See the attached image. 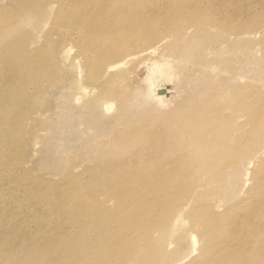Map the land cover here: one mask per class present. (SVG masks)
I'll list each match as a JSON object with an SVG mask.
<instances>
[{"label":"rangeland","instance_id":"374dc122","mask_svg":"<svg viewBox=\"0 0 264 264\" xmlns=\"http://www.w3.org/2000/svg\"><path fill=\"white\" fill-rule=\"evenodd\" d=\"M147 1L154 4L159 2L162 6L158 15H142L136 24H146V28L139 33L153 36V51L137 53L136 48L130 47L128 50L131 51H128L129 54L125 58L112 59L114 67L103 76V73L97 72L94 61L98 60L102 51L106 50V45L112 41H109V36L113 38L116 34L106 33L95 27H84L85 22L92 20L91 9L85 11L83 8L84 3L90 4L89 0H66L57 12L56 2L53 3V8H50L52 3L45 5V2L38 4L36 1L35 4L41 6L39 12L34 4H23V0H0V72L3 75L0 79V139L3 144L1 187L4 195L0 205V260L5 254L15 255L7 249L15 245L19 247L21 242L26 240L23 236L25 231L27 233L31 230L37 234L43 230L45 225H42L40 219L47 221V211L41 204L35 205L40 201L42 193L63 188L73 179L85 178H90L87 192L98 191L100 184L103 183L101 187H107L110 183H116V176L123 175L115 169L124 164H128L130 168L127 167L131 169L133 163L139 162L140 172L128 173L130 179L127 178L136 181L137 185L139 183L143 189L152 187L151 190L156 188L159 191L155 186L158 185L156 179L147 178L155 174L154 169L162 167L164 160L174 159V156L173 164L170 160L167 161L168 167L167 163L163 165L169 174H160L161 181L157 180L162 186L173 185L168 191V194H171L163 198L162 204L165 201L172 207L179 201V196L184 194L187 198L186 193L192 190L189 193L192 195L189 196L193 205H196L192 212H199L208 203L206 207L213 213H224L231 208L232 213L230 210L227 213L232 215L241 213L250 205L246 208L250 212H242L241 220L250 216L246 220L249 221L259 213L255 218L264 221V31L255 27L258 24L257 12L264 9V0ZM182 8L186 14H177ZM67 11L69 14L64 16ZM191 11L198 12V15L194 14L196 19L190 20L186 17ZM209 15L222 17V25H213L212 21H208ZM159 16H164V19L154 20L160 19ZM170 20L174 29L162 30ZM232 25L238 28L242 26L241 29L245 25L253 27L248 30L252 35L231 34V31H235ZM158 29L162 31L158 32L157 36L150 33ZM19 44L22 50H31L27 60L20 56ZM62 46L70 48L67 53L62 54ZM154 61L161 65L166 63V66L158 67L162 73L152 74ZM150 81L152 88L155 86L163 91L164 97L162 96L159 103L146 91ZM73 85L78 86L80 90L77 89L74 93V100H69L68 90ZM83 88L86 90L83 91ZM247 92L254 94L248 95ZM259 107L263 113H259L258 118H261L254 122L252 113L259 110ZM201 114L202 118L199 116ZM191 118L201 119L197 120L200 124L197 122L196 127L193 126L189 131L188 124L193 121ZM253 123L259 126L261 123V129ZM198 126L200 132L194 130L198 129ZM249 131L253 135H249ZM258 131L261 132L260 135H257ZM255 134L260 138L257 139ZM134 137L142 141H135ZM238 139L242 140L237 142ZM159 142L164 144H159L164 150L157 144ZM243 142L247 149L243 148ZM188 143L192 144L188 146ZM156 145L161 151H158L157 147L154 148ZM232 151L239 156H235L233 152V158ZM157 152L161 153L159 157H156ZM180 152H184L189 158ZM176 153L180 159L183 156L182 160H176ZM227 154L230 156L227 157ZM185 158L188 159L187 162ZM227 158L237 159L234 160L236 165ZM201 161H205L206 166ZM227 161L231 167L227 168ZM249 161L252 163L247 166ZM200 163L203 165L200 166ZM223 163L226 169L222 168ZM195 164L198 165L197 169ZM215 165H218L217 168ZM90 169L94 170L88 178ZM257 169L263 174V180L259 182L254 180L255 174L253 175ZM178 170H181V173ZM150 171L152 174L148 175ZM173 174L175 176L168 182ZM10 176L11 183L8 184ZM136 176L138 180L135 179ZM143 177L146 182L140 180ZM180 178L185 183L182 184ZM177 180L180 181L179 184ZM174 183L177 187L183 185L178 188L180 192H177ZM259 183L262 184L259 186ZM153 184L155 185L150 187ZM195 184L199 190L195 188ZM175 188L177 190L172 195ZM258 202L261 208L258 207ZM6 205L10 206V211L3 208ZM113 205H119L116 198ZM27 207L30 210H27ZM162 207L150 210L148 221L150 225L156 223L151 227L152 235L146 237L144 243L141 239L133 241L140 247L131 256L129 264H186L191 260L192 256L188 255V237L192 233L197 239H201V220L197 217L193 219L190 214L185 213V220L178 231L169 236L171 232L158 227V220L162 221V216L166 215L168 208ZM237 207H240L241 211H235ZM255 208H260V211ZM157 209L160 211H156ZM28 211H33L34 214ZM252 213V216L249 215ZM155 217H159L158 220ZM263 228V224L255 228L259 229L256 230L258 232L262 230V237ZM262 237L260 238L263 241ZM249 238L250 236L245 240L248 243L253 240ZM257 240L260 241L259 238ZM203 242L198 241L194 249H200L205 243ZM262 257L264 258L261 255L250 259L248 263L264 264ZM248 263L246 261V264Z\"/></svg>","mask_w":264,"mask_h":264},{"label":"bare ground","instance_id":"6f19581e","mask_svg":"<svg viewBox=\"0 0 264 264\" xmlns=\"http://www.w3.org/2000/svg\"><path fill=\"white\" fill-rule=\"evenodd\" d=\"M17 1H21V0H17ZM23 1H25L23 4H25L26 2L28 4H31V3L34 4L36 6L37 11H39V12L41 11V6L35 4L36 1L38 4L45 2V5L52 3L50 8H53V5H54L53 3L56 2L55 5L57 6V9H56V12H57L58 9L60 8V6L62 5V2H65L66 0H23ZM79 1L80 0H76V2H79ZM89 1H90V4L84 3L83 8L85 11H87L88 8L91 9L92 20L85 22L84 27L85 28L95 27L96 29H100L102 31H105L106 33L114 32L116 34L113 38H111L109 36V41L110 40H112V41L106 45L107 46L106 50L102 51L98 60L96 59L94 61L96 63V68L98 69L97 70L98 73H103V76H104L105 72H110L111 68H113L115 65V63L112 62V59L114 57H116V58L119 57L121 59L125 58V56H127L129 54V52L131 51V50H128V49H131L130 47L136 48L137 53H139L141 51H148V52L153 51V49H154L153 46H154V42H155V39H153V36H151L149 34H143V33L140 34L139 33V31L146 28V24L145 25L142 23H140L139 25H136V24H138V19L142 15H145V16L148 15V17L155 16L154 13H156V15H158L162 11V6L159 2L154 4V3L148 2L147 0H89ZM23 7L24 6L22 5L21 8H23ZM50 8H49V10L51 11ZM200 11L205 12L204 10H200ZM259 11L257 12V19H256L258 24L255 27L256 28L260 27L264 31V9H262L260 12ZM177 12H176L177 14H179V13H185L186 14L185 9H183V8L179 9ZM196 13L198 15V12L193 13L191 11V13H188L186 15V17H188L190 20L196 19L197 17L194 15ZM66 14L68 15L69 11L65 12L64 16ZM169 15H170V13H169ZM174 15H175V13H174ZM210 15H209L208 21H212L213 25L214 24L218 25L220 23L222 25V21H223L222 17L217 18V17H213ZM253 15H255V14H253ZM206 16H208V15H206ZM163 17L164 16L160 17V19L156 18L154 20L161 21L162 19H164ZM166 18L167 17H165V19ZM169 19H167V20H169ZM61 20L63 21L64 19L61 18ZM171 20L169 22L167 21V26H165L164 27L165 29H162V30H165V31L172 30L174 24L172 23ZM193 22H196V21H193ZM163 23H164V20H163ZM165 24H163V25H165ZM223 26H220V27H223ZM230 26H231V24H230ZM241 27L238 28L235 26L233 28V29H235V31H231V34H235L236 36H241V35H245V34L249 35V33H250V35H252L251 32H249L248 30H251L253 27H249L246 25L242 29H241ZM230 28H232V27H230ZM158 30L150 32V33L157 36V33L162 31L160 29H158ZM223 34H225V33H223ZM62 47H63V50H61L62 54L67 53V51L70 49L67 46H62ZM19 49H20V56L24 60H27L31 54V50L30 49L29 50H22L20 44H19ZM103 50H104V48H103ZM164 65L166 66V63L161 65L160 63H156L154 61V63H152V68H153L152 74L154 75L157 73H162V70L158 69V67L159 66L163 67ZM17 66H20V64H17ZM22 68H24V67L22 66ZM2 76L3 75L0 72V79L3 78ZM77 89L80 90V88L76 85H73L69 88V90H68V99L69 100L75 99L74 93L76 92ZM81 90H82V87H81ZM84 90H86V88L85 89L83 88V91ZM164 90H165V88H164ZM146 91L149 93V95H151V98H154L155 100H157L158 103H159V101H161L162 96L164 95L162 89H158V87L156 89L155 86L152 88V81L148 82V85L146 87ZM252 93L250 92V93H248V95L249 94L252 95ZM145 96H146V94H145ZM144 102H146V98H145ZM104 107L106 108V106H104ZM259 108H257V109H259ZM257 109L255 108V110H257ZM263 109H264V107H263ZM254 112L255 113H252V119L254 122H256V120L259 116V113H263V112H262L261 108L257 111H254ZM203 115H205V114H203ZM261 115H263V114H261ZM199 116L201 117L202 114ZM201 118H195V119L191 118V120H193V121H191L193 124H191L190 119H189L190 125L188 124V128L190 127V130L189 129L188 130L191 131V128H193V126L196 127L197 122H198L197 120H200ZM260 118H258V119H260ZM259 122H261V120H259ZM262 122H264V121H262ZM256 124H254V125H256ZM257 125L259 126V124H257ZM261 125L262 124L260 123V126ZM250 126H251V124H250ZM260 126L258 128L261 129ZM262 127H264V126H262ZM185 129H186L185 130L186 133H188L187 127ZM260 129L256 128V130H260ZM194 130H199V126H198V129H194ZM256 130H254V131H256ZM263 130H264V128H263ZM192 132H195V131H192ZM199 132H200V130H199ZM245 132H246V130H245ZM258 132L259 133L257 135H260L261 132L260 131H258ZM262 133H264V132H262ZM251 134L252 133L250 132L249 135H251ZM201 135H199V137ZM207 135H209V134H207ZM257 135L255 134L254 136H256V138L259 139L260 136L257 137ZM143 136H144V134H143ZM155 136L158 137V135H156V133H155ZM205 136H206V133H205ZM201 137H203V135ZM243 137L245 138V136H243ZM126 138H128V136H126ZM134 138H135V141H136V139H137V141L139 140L136 137H134ZM239 138H241V137H239ZM129 139H130V137H129ZM247 139H249V138H247ZM250 139H251V137H250ZM257 139H256V141H257ZM241 140L238 139L237 142H240ZM131 141H132V139H131ZM139 141H142V140H139ZM145 141H147V140H145ZM250 141H252V139ZM253 141H254V139H253ZM161 142H162V140H161ZM161 142H159L157 144L159 145V144H161ZM244 142L242 144V145H244L243 148L246 147ZM137 143H135V144H137ZM194 143H193V146L195 144L196 145L198 144V143H195V144ZM248 143L251 144V142H248ZM191 144H189L188 146H190ZM158 145L154 146V148L157 147V150H158L159 146L162 148V146L164 144L163 145L161 144L162 146L161 145L158 146ZM113 146L116 147L115 144ZM113 146H112V148H113ZM128 146H129V144H128ZM188 146H186V147H188ZM239 146H241V144ZM2 147H3V144H2V141L0 139V205L3 203V196H4V195H2V187H1L2 186L1 163H2V158H3ZM186 147H184V148H186ZM234 147H236V146H234ZM241 147H240V149H242ZM161 148L159 149L160 151H161ZM237 148H239V147H237ZM237 148H235V149H237ZM143 149H144V146H143ZM187 149H189V148H187ZM240 149H238V151H240ZM245 149H247V148H245ZM113 150H114V148H113ZM192 151H195V150L192 149ZM234 151H232L231 153L233 154ZM139 152H141V151H139ZM139 152H137V153H139ZM162 152H164V151H162ZM168 152H170V151H168ZM168 152H166V153H168ZM189 152H187V153H189ZM241 152L243 153L242 150H241ZM262 152L263 151H261L260 153L262 154ZM11 153L13 154V150ZM178 153H176V155ZM194 153H192V154H194ZM160 154H161L160 152H157L156 157L157 156L159 157ZM181 154H184V152ZM232 154H230V155H232ZM221 155H219V156H221ZM230 155L227 154V157ZM184 156H185V154H184ZM224 156H225V154H224ZM233 156H234V154H233ZM235 156H239V154L237 155L235 153ZM235 156L233 158H235ZM176 157L178 158L176 160H179V161L182 160V158H183V156H182V158L180 159L178 157V155ZM185 157L189 158V156H185ZM190 157H192V156L190 155ZM195 158H196V156H195ZM174 159H175V156H174ZM174 159L168 158V159L164 160L163 165L165 166L167 163L166 167H168L169 166L168 162H170V160L172 162ZM185 159L187 162L188 159L187 158H185ZM227 159L231 160V162L233 164L235 163L234 160L235 161L237 160V159H231V158H227ZM195 160H194V162H197ZM217 160H219V159H217ZM222 160H224V159L222 158ZM239 161H240V159H239ZM251 161H249V163L246 165L247 166L251 165L250 164V163H252ZM228 162L229 161H227V163ZM262 162H264V159L262 160ZM201 163L204 164L205 161L204 162L201 161ZM201 163H200V166L203 165V164L201 165ZM227 163H226V166L228 168L229 163L228 164ZM139 164H141V163L140 162L139 163H133V166L131 167V169H129L130 167L128 166V164H124L121 168L117 167L118 169H115V170L120 171L119 173H122L123 175L120 174L119 177L116 176V178L114 179V182H116V183H110L107 185V187H101L103 185V183L100 184L99 185L100 187L97 188L98 191L95 190V191H88L87 192V190H86L87 185L90 184L89 176L91 173H93V170H94V169H90L88 172V178L89 179H87V180H86V178L85 179H73L65 187L62 188L61 186H59L62 189L56 188V190L52 189L51 191L42 193L40 196V201L35 203V205L41 204L43 206V208L47 211V221L44 219H40L42 225H45L43 230L37 234L33 233V231H31V230H28L27 233L25 231L23 233V236L26 238V240L21 242V245L19 247L17 245H15V246L7 249L8 252H14L15 255L5 254V257L3 256V258L0 260V264H129L131 256L136 251H138L139 247H140V246H137V244L133 243V241H137V240L141 239L143 241L142 243H144L145 238L150 237L152 235L153 231L151 232V230H152L151 227L154 226L156 223L155 224L153 223L155 219H153V222L151 221L154 225L153 224L150 225V223L148 221V217H149V215H151L150 210L153 209L154 207H158V209L159 208L161 209V207L164 206V204H166V205L169 204V203H166L165 201L163 204L161 202L163 201L164 197L169 196L171 194V193L168 194V191L170 190L171 186L173 187V185H168V187L162 186L161 184L159 185V183L157 181V180H160V174L165 175V172L167 174H169L168 169H167V171H165V168L163 165L159 169L158 168L154 169L153 172L155 171L154 172L155 174L151 175V177L147 176V177H149L147 179H151V180L154 178L156 179V182L158 185H155L156 184V182H155V184L150 185V187L155 185L159 189V191H157L156 188L151 190L152 187L150 188L149 186L148 187L150 189H145V188L143 189L140 187L139 183L137 185L136 181H130L129 180L130 177H128L129 176L128 173L140 172L139 171V168H140ZM172 164H173V162H172ZM197 164H198V162H197ZM197 164H195L196 169L198 166ZM218 164L220 165L221 162ZM204 165L206 166V163ZM222 165H223L222 168H225V164L223 163ZM230 165H232V164L230 163ZM235 165L236 164H234V166ZM239 165L240 164H238V166ZM253 165H255V164H253ZM217 166L215 165L214 167L217 168ZM229 167H231V166H229ZM262 167H264V166L262 165ZM262 167H260V169ZM254 168H255V166H254ZM191 169H193V168H191ZM220 169H219V171H220ZM181 170H178V171L180 172ZM222 170H224V169H222ZM256 171H255L256 173H253V175L255 174L254 180H256V182L262 181L263 180L262 172L258 169ZM220 172H222V171H220ZM220 172H218L219 175H220ZM196 173L198 174L199 172H195V174ZM9 174H11V171L9 172ZM150 174H152L151 171H150V173L148 172V175H150ZM184 174H185V172H184ZM216 174H217V172H216ZM174 176L175 175L173 174V176H171V178L167 181L168 182L171 181L172 177H174ZM202 176H203V174H202ZM202 176L200 178H202ZM216 176L217 175H215V177ZM195 177H197V175ZM136 178H137V176L135 177V179ZM144 178L145 177L141 178L140 180L145 181L146 178L145 179ZM161 179L163 180L164 176ZM8 180H9L8 184H10L11 183V176ZM136 180H138V179H136ZM181 180L182 179L180 178V181ZM211 180H209V181H211ZM180 181L177 180L176 182L179 184ZM148 182H149V180H148ZM181 182H182V184L185 183L183 181H181ZM212 182H214V181L212 180ZM254 183H255V181H254ZM174 184H175L174 185V187H175L176 183H174ZM261 184L262 183H259V186ZM182 186H179V187L176 186V188L178 189ZM128 187H129V190H128ZM176 188H175L174 192L172 191V195L177 190ZM195 188H197L198 190L200 189L199 187H197L196 184H195ZM57 190H58V192H57ZM260 190H261V188H260ZM256 191H259V190H256ZM177 192H180V190L178 189ZM191 192H192V190L189 191V193H191ZM261 192H262V190H261ZM189 193L188 192L186 193V194H188L187 198H185L184 194L182 196H179L178 197L179 201L177 203L175 202L174 206L169 207V205H167L168 208L166 209V215L162 216L161 222H160V220H158L159 217L158 218L155 217L159 221L158 227H160V229L171 232V233L168 232L169 236H170V234H172V233L174 234V232L176 233L178 231L179 227L182 225V223L185 220L184 219L185 213L190 214V216L193 219H195L197 217L198 219L201 220L202 227H201V231L199 234L201 236V239H199V238L197 239L196 238L197 236L192 234V233H191L192 235L189 234V237H188L189 238V241H188L189 242V246H188L189 248L188 249L190 251H189L188 255L192 256V257H191V260L188 261L186 264H246V261L248 263V261H250V259H255L256 257H260L261 255L264 256V237H262L263 233L260 232V231H262L261 229L259 232L256 231L259 229H255V228H258V226H260L261 224H263V226H264L263 220L259 221L255 218L259 213L257 215L255 213L256 216L254 215L255 217H253L249 221H246V220H248L250 218V216L246 220L244 219V217L241 220V217H242L241 213L242 212L247 213L246 211L248 209H246V208L247 207L249 208L250 205L247 206V204L244 203V205H246L247 207L244 208L245 207L244 206L243 207L244 209L241 207V209H243L242 211L239 210L240 207H239V209H238V207L235 209V211H237V209H238V211H241V213L235 212L236 214L231 215V213H232L231 208L230 209L228 208L231 211L230 214L227 213L229 210L228 211L226 210V212H224V213L217 214V212H216L217 210L215 211L216 213H213L212 210L207 209L208 207H206V206L208 203H206V205H204L205 208L203 207L202 210L195 213V212L191 211L194 209V207L196 205L195 204L193 205L192 199L190 197L192 194L190 195ZM149 194H153V195L151 196ZM194 194L195 193H193V195ZM33 195H37V194H33ZM254 196H255V194H254ZM174 197H175V194H174ZM115 198L117 199V201H119V205H116V207L113 205V200ZM176 198H177V196H176ZM136 199H137V201H136ZM174 200H176V199H174ZM171 201H172V198H171L170 202ZM254 201L255 200L253 198L252 202H254ZM136 202H138V203L136 204ZM168 202H169V199H168ZM160 203L162 204V206L160 205ZM242 203L243 202L241 201V204ZM170 205H171V203H170ZM258 205H259L258 207L261 208V205L259 202H258ZM167 206L162 207V208H166ZM241 206H243V204ZM3 208L6 209L7 211L11 210L9 205L4 206ZM158 209L156 211H160ZM250 209H252V208H250ZM255 209H257V211H260L258 208H255ZM27 210H30V208L27 207ZM28 212L31 213L32 215L34 214L33 211H28ZM146 212H148V214ZM151 212H154V211H151ZM253 212H255V211H253ZM163 213H165V210ZM155 214H157V213H155ZM158 214H160V213L158 212ZM253 214L254 213L249 214V215L252 216ZM157 216H159V215H157ZM258 217H260V215ZM261 217H262V215H261ZM153 218H154V215H153ZM256 220L259 222H257ZM197 222L199 223L200 221L198 220ZM249 229H252V230H249ZM248 236H250V238H252L254 241L256 240V242H253V240H252V242H249V243L247 241H245L248 238ZM260 237L263 238V241L261 240ZM250 238H249V240H251ZM257 238H259L260 241H258ZM201 240H202V242L204 240L205 243L203 242L204 244L200 247V249H198V250L194 249L195 246L197 245L196 243H198V241H201ZM148 241L150 242L149 239H148ZM200 244H201V242H200ZM147 246H148V244H147ZM149 247H150V245H149ZM146 248H148V247H146ZM20 258H21V261H19ZM138 258H139V255L136 258V261L138 260ZM142 260H144V259H142ZM136 261H134V262H136ZM142 263H144V262H142ZM145 264H147V262ZM248 264H250V263H248Z\"/></svg>","mask_w":264,"mask_h":264}]
</instances>
